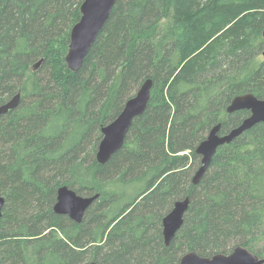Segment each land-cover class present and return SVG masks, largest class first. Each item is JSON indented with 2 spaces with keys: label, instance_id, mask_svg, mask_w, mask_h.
<instances>
[{
  "label": "trees",
  "instance_id": "obj_1",
  "mask_svg": "<svg viewBox=\"0 0 264 264\" xmlns=\"http://www.w3.org/2000/svg\"><path fill=\"white\" fill-rule=\"evenodd\" d=\"M82 0H0V264H179L180 256L264 257V122L220 146L197 184L194 150L236 127L237 95L264 98V0H115L77 71L65 54ZM40 60L36 69L35 63ZM151 79L147 106L100 164L101 127ZM98 194L80 222L56 191ZM188 196L181 227L161 219Z\"/></svg>",
  "mask_w": 264,
  "mask_h": 264
},
{
  "label": "water",
  "instance_id": "obj_2",
  "mask_svg": "<svg viewBox=\"0 0 264 264\" xmlns=\"http://www.w3.org/2000/svg\"><path fill=\"white\" fill-rule=\"evenodd\" d=\"M114 3L115 0H82L79 6V19L69 31V42L64 57L69 70L74 72L81 66L91 44L108 19ZM261 34L263 40L261 54L264 58V28ZM39 63L40 60L35 63L33 68L36 69ZM150 88L151 79H146L137 91L125 101L118 115L101 127V139L95 153L98 163H106L111 155L121 148L133 118L142 114L147 106ZM19 101L20 93L18 92L0 104V116L14 109ZM238 110H248L249 115L226 133L220 132V123L215 124L196 146L194 152L199 155L200 165L192 175V184L200 182L220 146L232 142L256 123L264 122V98H258L252 93L237 95L230 101L226 111L232 113ZM97 196L98 194L78 195L74 190L63 185L56 191L52 210L55 213L68 216L75 222H80L85 210ZM4 204L5 196L0 195V219L3 215ZM188 206L189 198L186 196L175 200L170 210L163 215L161 231L165 245L169 244L176 231L181 227ZM85 264L100 263L90 261ZM179 264H264V257L260 258L245 246L238 245L233 247L229 253H215L210 256H201L195 251H188L180 256Z\"/></svg>",
  "mask_w": 264,
  "mask_h": 264
},
{
  "label": "rangeland",
  "instance_id": "obj_3",
  "mask_svg": "<svg viewBox=\"0 0 264 264\" xmlns=\"http://www.w3.org/2000/svg\"><path fill=\"white\" fill-rule=\"evenodd\" d=\"M67 52V51H66Z\"/></svg>",
  "mask_w": 264,
  "mask_h": 264
}]
</instances>
